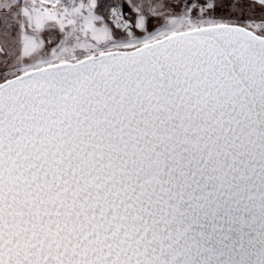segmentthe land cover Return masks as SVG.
<instances>
[{
  "label": "snow or ice",
  "instance_id": "1",
  "mask_svg": "<svg viewBox=\"0 0 264 264\" xmlns=\"http://www.w3.org/2000/svg\"><path fill=\"white\" fill-rule=\"evenodd\" d=\"M0 264H264V0H0Z\"/></svg>",
  "mask_w": 264,
  "mask_h": 264
}]
</instances>
